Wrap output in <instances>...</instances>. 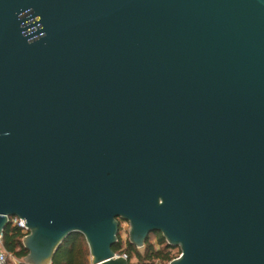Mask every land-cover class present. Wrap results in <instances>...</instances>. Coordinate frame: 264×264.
<instances>
[{"label": "water", "instance_id": "water-1", "mask_svg": "<svg viewBox=\"0 0 264 264\" xmlns=\"http://www.w3.org/2000/svg\"><path fill=\"white\" fill-rule=\"evenodd\" d=\"M27 0H0V235L25 264L85 237L129 264L120 223L169 264H264V0H45V33L11 49Z\"/></svg>", "mask_w": 264, "mask_h": 264}, {"label": "trees", "instance_id": "trees-1", "mask_svg": "<svg viewBox=\"0 0 264 264\" xmlns=\"http://www.w3.org/2000/svg\"><path fill=\"white\" fill-rule=\"evenodd\" d=\"M27 233L18 225L11 222L3 233L4 249L11 257H14L20 264H25L24 259L28 256V251L23 245V240ZM119 241L113 247L114 252L119 256H125L129 264H169L172 260L181 255L180 249L174 254L162 234H152L148 238L143 248L133 246L129 239L123 241L121 237V226ZM135 260V262H134ZM10 264V262H9ZM51 264H92L91 255L86 239L81 234H74L68 237L56 252Z\"/></svg>", "mask_w": 264, "mask_h": 264}, {"label": "flooded vegetation", "instance_id": "flooded-vegetation-1", "mask_svg": "<svg viewBox=\"0 0 264 264\" xmlns=\"http://www.w3.org/2000/svg\"><path fill=\"white\" fill-rule=\"evenodd\" d=\"M44 1L27 0L16 11L7 39V45L11 49L29 51L40 44L43 36L46 35L41 11Z\"/></svg>", "mask_w": 264, "mask_h": 264}, {"label": "built area", "instance_id": "built-area-1", "mask_svg": "<svg viewBox=\"0 0 264 264\" xmlns=\"http://www.w3.org/2000/svg\"><path fill=\"white\" fill-rule=\"evenodd\" d=\"M10 222L13 225H18L19 227H21L22 229H24L25 232L28 234V230L26 229V225H25V222L23 220H20L18 218H10ZM180 256H178L177 258H179ZM10 257L11 256L9 254H7V252L4 249V239H3V235H0V264H9ZM13 261L16 262V259H14ZM157 264H162V263H157Z\"/></svg>", "mask_w": 264, "mask_h": 264}, {"label": "rangeland", "instance_id": "rangeland-1", "mask_svg": "<svg viewBox=\"0 0 264 264\" xmlns=\"http://www.w3.org/2000/svg\"><path fill=\"white\" fill-rule=\"evenodd\" d=\"M120 226H121V237H122V239H123V241H127V239H128V232H129V225H128V223H125V222H121L120 223ZM174 249V254H177V249L178 248H173ZM140 251L141 252H143V248L142 249H140ZM15 258L14 257H10V264H20V261H18L17 259H16V262H14L13 260H14ZM134 262H135V260H134Z\"/></svg>", "mask_w": 264, "mask_h": 264}]
</instances>
